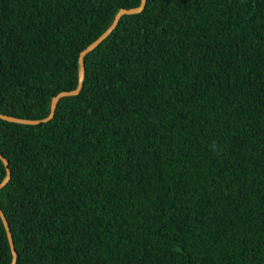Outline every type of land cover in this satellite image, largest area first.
Instances as JSON below:
<instances>
[{
	"label": "trees",
	"instance_id": "trees-1",
	"mask_svg": "<svg viewBox=\"0 0 264 264\" xmlns=\"http://www.w3.org/2000/svg\"><path fill=\"white\" fill-rule=\"evenodd\" d=\"M141 2L0 0V112L48 117ZM0 150L17 264H264V0H147Z\"/></svg>",
	"mask_w": 264,
	"mask_h": 264
},
{
	"label": "water",
	"instance_id": "water-1",
	"mask_svg": "<svg viewBox=\"0 0 264 264\" xmlns=\"http://www.w3.org/2000/svg\"><path fill=\"white\" fill-rule=\"evenodd\" d=\"M146 3L147 0H142L141 4L137 7H132V8H121L115 19L114 22L112 23V25L109 27V29L107 31H105L100 37H98L95 41H93L92 43H90L80 54V75H79V83L76 89L73 90H69V91H61L59 92L57 95H55L52 98V102H51V112L49 114L48 117L43 118V119H36V120H30V119H24V118H20V117H16V116H12V115H8V114H4L0 112V118L9 120V121H13V122H18V123H24V124H31V125H38L41 124L43 122H48L51 119H53L56 109H57V105L60 99H62L63 97L66 96H75L80 94V92L83 89L84 86V81L86 78V55L92 51L94 48H96L98 45H100L105 39H107V37H109L111 35V33L117 28L118 24L120 23L121 19L127 15V14H133V13H139L142 12L145 7H146ZM0 158L3 160V162L6 165L7 168V176L6 178L0 183V189L2 187H4L5 185L8 184V182L11 180L12 178V171L10 168V164L8 159L3 155V153L0 150ZM0 216L3 220V223L5 225L6 231H7V235L11 244V248H12V253H13V259L11 264H17L18 261V252L16 249V245H15V241H14V237L11 231V227L9 224V221L0 205Z\"/></svg>",
	"mask_w": 264,
	"mask_h": 264
}]
</instances>
